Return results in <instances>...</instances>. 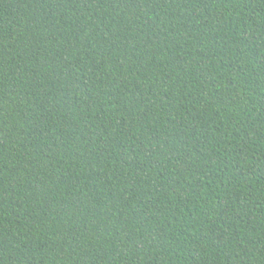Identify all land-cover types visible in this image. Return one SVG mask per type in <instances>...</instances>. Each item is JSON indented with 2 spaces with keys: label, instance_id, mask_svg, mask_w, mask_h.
Listing matches in <instances>:
<instances>
[{
  "label": "trees",
  "instance_id": "16d2710c",
  "mask_svg": "<svg viewBox=\"0 0 264 264\" xmlns=\"http://www.w3.org/2000/svg\"><path fill=\"white\" fill-rule=\"evenodd\" d=\"M0 264H264V0H0Z\"/></svg>",
  "mask_w": 264,
  "mask_h": 264
}]
</instances>
